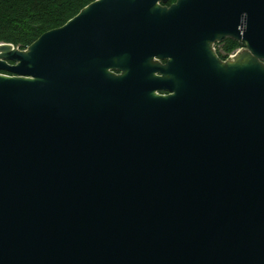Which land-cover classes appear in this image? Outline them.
I'll return each instance as SVG.
<instances>
[{"label": "water", "instance_id": "95a60500", "mask_svg": "<svg viewBox=\"0 0 264 264\" xmlns=\"http://www.w3.org/2000/svg\"><path fill=\"white\" fill-rule=\"evenodd\" d=\"M169 1L0 42V264H264V0Z\"/></svg>", "mask_w": 264, "mask_h": 264}, {"label": "trees", "instance_id": "16d2710c", "mask_svg": "<svg viewBox=\"0 0 264 264\" xmlns=\"http://www.w3.org/2000/svg\"><path fill=\"white\" fill-rule=\"evenodd\" d=\"M94 0H0V42L27 48L44 32L57 28ZM175 0H170L168 5ZM243 43L226 39L217 48L224 59Z\"/></svg>", "mask_w": 264, "mask_h": 264}, {"label": "flooded vegetation", "instance_id": "af4514ba", "mask_svg": "<svg viewBox=\"0 0 264 264\" xmlns=\"http://www.w3.org/2000/svg\"><path fill=\"white\" fill-rule=\"evenodd\" d=\"M219 45H220V43L216 44L215 46H216V47H219ZM244 48H245V45L243 44L242 46L236 48L233 52L236 53L237 51L242 50V49H244ZM233 52L227 54V56H226L224 59L228 58V57L230 56V54H232Z\"/></svg>", "mask_w": 264, "mask_h": 264}, {"label": "built area", "instance_id": "2783aa9c", "mask_svg": "<svg viewBox=\"0 0 264 264\" xmlns=\"http://www.w3.org/2000/svg\"><path fill=\"white\" fill-rule=\"evenodd\" d=\"M215 50H216V52H217V47H216V46H215ZM234 54H235V53L233 52L232 54H230L229 57H232Z\"/></svg>", "mask_w": 264, "mask_h": 264}, {"label": "rangeland", "instance_id": "374dc122", "mask_svg": "<svg viewBox=\"0 0 264 264\" xmlns=\"http://www.w3.org/2000/svg\"><path fill=\"white\" fill-rule=\"evenodd\" d=\"M218 48V47H217Z\"/></svg>", "mask_w": 264, "mask_h": 264}]
</instances>
